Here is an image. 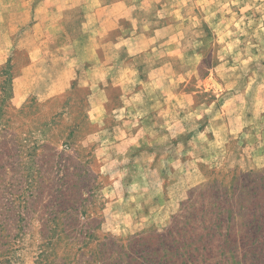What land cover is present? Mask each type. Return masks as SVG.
Masks as SVG:
<instances>
[{
    "label": "rangeland",
    "instance_id": "rangeland-1",
    "mask_svg": "<svg viewBox=\"0 0 264 264\" xmlns=\"http://www.w3.org/2000/svg\"><path fill=\"white\" fill-rule=\"evenodd\" d=\"M125 4L68 82L0 27V264H264V0Z\"/></svg>",
    "mask_w": 264,
    "mask_h": 264
},
{
    "label": "crops",
    "instance_id": "crops-1",
    "mask_svg": "<svg viewBox=\"0 0 264 264\" xmlns=\"http://www.w3.org/2000/svg\"><path fill=\"white\" fill-rule=\"evenodd\" d=\"M125 2L126 0H0V12L4 13L2 17L5 19L0 27L12 29H6L3 33L15 36L13 41L17 44V49L28 52V66L59 67L62 78L56 77L50 81L68 82L78 66L99 64L102 50L113 52L114 57L122 60L124 67L130 64L127 60L132 57L131 52L143 50L137 35L143 37L144 29L141 28V32L134 31L133 27L137 24L127 14ZM119 19L128 20V24L119 26ZM144 20L141 17L140 23ZM141 27L148 29L144 25ZM116 29H119L118 37L115 34L112 37L109 32ZM122 52L130 53L122 57Z\"/></svg>",
    "mask_w": 264,
    "mask_h": 264
}]
</instances>
